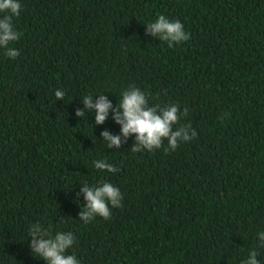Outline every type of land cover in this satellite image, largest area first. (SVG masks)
Returning <instances> with one entry per match:
<instances>
[{"label":"trees","instance_id":"trees-1","mask_svg":"<svg viewBox=\"0 0 264 264\" xmlns=\"http://www.w3.org/2000/svg\"><path fill=\"white\" fill-rule=\"evenodd\" d=\"M20 3V54L0 48V264H47L29 247L36 224L73 232L79 264H241L252 249L264 264V0ZM160 15L189 40L146 36ZM130 87L187 108L174 129L196 137L168 152L166 139L133 152L135 134L107 148L101 132L121 127L111 110L100 125L76 110L102 93L116 106ZM103 182L121 206L85 224L81 186Z\"/></svg>","mask_w":264,"mask_h":264},{"label":"clouds","instance_id":"clouds-1","mask_svg":"<svg viewBox=\"0 0 264 264\" xmlns=\"http://www.w3.org/2000/svg\"><path fill=\"white\" fill-rule=\"evenodd\" d=\"M20 0H0V48H4L6 55L10 58L19 56V51L9 47L12 42L20 39V32L15 29L13 18L21 14ZM145 35L158 37L166 41L169 47L174 43L189 40L184 25L179 21H170L164 15H160L155 22L146 24ZM65 92L55 91L56 100L64 101ZM83 108H78L75 115L83 118L85 112L95 114L97 125L105 123L111 110L112 119L119 124L120 134L113 135L105 130L101 132L103 140L107 142V148L119 149L127 141L130 135L135 134V142L131 148L133 152L142 150L153 151L160 149L164 140L168 146L165 152L174 151L180 142L190 141L195 138L197 132L191 125H178L181 117L187 115L188 109L180 112L176 104L161 108L159 105L149 106L148 97L138 87H130L122 93L119 104L113 106L106 95L99 94L98 98L86 96L83 100ZM94 167L98 170H107L115 173L119 169L105 160L93 161ZM86 205L80 211L79 217L85 223L91 222L97 216L108 219L111 217V208L121 206L122 193L119 188L108 182L101 186L89 187L87 184L81 186ZM79 195V194H78ZM62 220V217L60 218ZM30 249L39 258L44 259L47 264H79L75 255H66L68 249L73 247L76 237L73 232H57L50 235L47 229L39 224L33 225L30 229ZM260 247H264V232L258 233ZM257 250L252 249L249 256L241 264H260L257 259Z\"/></svg>","mask_w":264,"mask_h":264}]
</instances>
